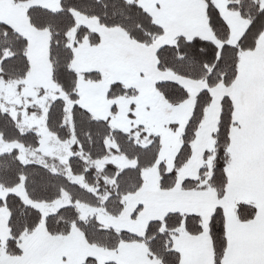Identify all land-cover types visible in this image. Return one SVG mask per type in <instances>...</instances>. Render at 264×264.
I'll return each mask as SVG.
<instances>
[{
	"label": "snow or ice",
	"instance_id": "1",
	"mask_svg": "<svg viewBox=\"0 0 264 264\" xmlns=\"http://www.w3.org/2000/svg\"><path fill=\"white\" fill-rule=\"evenodd\" d=\"M0 264H264V0H0Z\"/></svg>",
	"mask_w": 264,
	"mask_h": 264
}]
</instances>
